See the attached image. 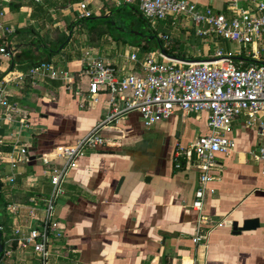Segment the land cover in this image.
Returning <instances> with one entry per match:
<instances>
[{
  "label": "crops",
  "instance_id": "crops-1",
  "mask_svg": "<svg viewBox=\"0 0 264 264\" xmlns=\"http://www.w3.org/2000/svg\"><path fill=\"white\" fill-rule=\"evenodd\" d=\"M81 1L87 2L92 16L103 13L102 18L106 16L103 19L110 24L117 8L130 6L140 13L137 4L123 5L118 0L97 1L96 11L90 8L92 0H0V23L10 31L0 37V48L6 37L7 45L15 47L12 58L0 52V76L6 73L10 78L4 86L8 102L15 108L11 114L15 122H7L8 112L0 108V140L6 142L11 134L18 135L28 152L27 161L11 167L7 154L12 141L0 144L1 234L3 249L12 251L7 264H40L32 246L18 247L13 236L16 229L27 233L37 228L39 221L30 216L31 210L43 219V200L50 196L52 186L46 174L48 166L39 158L57 147L74 145L109 114L108 95L103 93L97 103H88L81 93L86 89V81L78 76L84 54L101 58L124 74L139 69L126 63L133 52L141 60L150 53L161 54V48L172 51L170 30L177 37L186 33L204 39L188 22L166 19L158 20L162 23L159 31L147 29L138 36L150 43L157 35L164 48L145 52L138 45L112 39L109 48L86 51L82 46L85 35L80 34L86 30L80 31L75 23L80 20L77 5ZM191 1H196L199 10L210 8L227 17L232 5L250 8L249 0ZM71 23L75 24L70 28ZM66 29L73 51H68V46L48 55L39 38L55 30L64 34ZM217 39L222 40L212 37L206 41L215 43ZM181 52L180 56L177 51L166 53L186 61L211 59L216 53L208 57L205 48V59H189ZM156 60L163 62L160 56ZM40 63L73 73L75 85L68 89L58 80L27 77L28 68ZM20 76L25 77L19 80ZM18 120L25 122L24 127H19ZM243 124L244 118L239 117L226 134L235 143L233 151L216 155L219 167L207 185L202 211L206 222L200 225L199 213L191 208L199 171L179 155L197 137L209 134L208 114L175 111L167 120L145 127L138 113L132 112L106 124V144L86 150L55 202L54 219L62 236L51 240L49 264H264V176L250 156L258 133ZM255 218L259 220L256 229L233 234V222L241 226L244 220Z\"/></svg>",
  "mask_w": 264,
  "mask_h": 264
},
{
  "label": "built area",
  "instance_id": "built-area-1",
  "mask_svg": "<svg viewBox=\"0 0 264 264\" xmlns=\"http://www.w3.org/2000/svg\"><path fill=\"white\" fill-rule=\"evenodd\" d=\"M34 1L39 3L41 0ZM118 2L123 5L137 4L141 15L151 24L166 19L184 20L194 27L195 34L199 37L233 42L239 50L233 56H227L219 50L213 58L198 61L167 59L159 52L150 53L139 60L133 52L126 63L139 69L129 70L124 74L103 59L91 57L89 53L84 54L78 76L86 81V89H81V93H84L88 103H97L103 93L108 95L109 114L74 145L57 147L53 153L39 158L42 165L48 166L46 174L52 186L50 196L43 200L44 216L39 219L34 210H31L30 216L39 221L37 228L27 233L16 229L13 236L18 247L24 249L32 246L40 264L50 263L51 240L62 236V228L54 219V206L64 193L63 187L70 173L77 168L78 161L86 150L106 144L107 139L103 135L106 124L132 112L138 113L145 127L167 120L175 111L208 114L209 134L197 137L179 155L199 171L197 189L191 204V208L199 213V225L206 222L202 211L207 185L213 181L212 173L219 167L216 155H227L233 151L235 143L226 134L230 133L232 123L239 117L244 118L245 128L254 129L258 133L257 146L250 156L258 163L264 176V66L259 64L264 62V57H261L264 50V0H249L250 8L246 9L232 5L228 9L232 13L229 17L210 8L199 10L196 1L191 0ZM77 9L81 19L92 16L86 1L78 3ZM5 33L10 31L0 23V37ZM0 52L12 58L15 47L9 44L7 48L1 47ZM158 56L163 62L156 60ZM7 75L0 81V108L8 112L5 115L7 122H15L11 118L15 108L8 102L4 86L10 82ZM26 76L32 80H58L68 89L76 83L73 73L47 63L29 67ZM23 77L25 76H20L19 80ZM16 123L20 128L25 125L23 120ZM18 138V135L11 134L6 142L0 140L2 145L12 141V150L7 154L11 167L28 160L27 148L20 145ZM193 157L196 158L195 163H192ZM58 161L60 163H56ZM176 167L180 165L177 164ZM9 182L13 183L14 178L11 177ZM198 232L200 234L199 230ZM199 238L196 237L194 241ZM11 254L10 249H3L0 264H7L6 260Z\"/></svg>",
  "mask_w": 264,
  "mask_h": 264
},
{
  "label": "rangeland",
  "instance_id": "rangeland-1",
  "mask_svg": "<svg viewBox=\"0 0 264 264\" xmlns=\"http://www.w3.org/2000/svg\"><path fill=\"white\" fill-rule=\"evenodd\" d=\"M97 1L98 3H103V0H92L90 4V8L92 9V11H96L94 4H97ZM67 4H69V1L66 2V6ZM72 11L77 14L76 9H72ZM77 16L79 17V19H81L78 14ZM78 21L79 20H77V22ZM77 22L75 23L77 26H79L80 31L84 29L86 30V32L83 31L80 32L81 35H85L84 36L85 40L82 42V46L88 49L86 51H89L90 49H96V48L105 49L110 47V45L112 44L111 43L112 39L110 38V35L106 31L102 36H100L97 32L88 30L97 24V20L85 19L82 21V24L81 23L78 24ZM112 22H114L116 27L118 28L117 30L116 29L112 30L113 27L112 24H111L112 27H108V29L111 32V35L113 36V39L115 41L120 40L128 44H135V45L139 44L141 39L134 33L145 34L147 32V29L153 30L154 28H156L159 31V27L162 28V23L159 24L160 21H155L153 25L150 22L142 19L135 12V10L132 11L130 6H125L115 9L112 15ZM190 26L192 28V25ZM176 28L177 27H175V29ZM100 29L106 30L107 27L105 25H101ZM68 30L69 29H66L65 32L66 34L64 33L65 35H67ZM170 32H172L170 38L171 39L170 42L172 45L170 47L173 50L169 51L168 53L173 54L175 51H177L178 52L177 55L180 56L182 55L181 51L183 50L184 54H186L185 57L189 59H205V57H202V55H204L205 53V48L208 50L206 55L208 57L214 54L217 49H219L223 54L227 56H233L234 53H236L239 50L238 46L233 42L217 39L215 43H213L212 41L209 43L208 40L206 41V39H199V38H194L193 36H187L186 33L184 35L177 37L176 34L173 33L174 32L173 30H170ZM76 35H79V32ZM71 41L72 40L68 37L65 40V46L63 49H66L69 46L68 51H73L72 49L74 47ZM205 45H207V47H205ZM57 47L58 46H53L51 50H56ZM61 48L62 45L58 47L56 52ZM75 49H76L75 53H77L78 45L76 46ZM50 55L52 56V54ZM24 135L26 137L28 136V134H24ZM1 206H2V201H0V211H1Z\"/></svg>",
  "mask_w": 264,
  "mask_h": 264
},
{
  "label": "trees",
  "instance_id": "trees-1",
  "mask_svg": "<svg viewBox=\"0 0 264 264\" xmlns=\"http://www.w3.org/2000/svg\"><path fill=\"white\" fill-rule=\"evenodd\" d=\"M103 15L104 14L102 13V14L97 15V16H92V17H89V18H85V19H95V20H97V24L95 26H93L92 28L88 29V30L93 31V32H97L100 36H102L105 33V31H106L110 35V38L113 39V36L111 35L110 30L108 29V27H112V26H111L110 23H106V20L102 18ZM138 15L143 19L141 13H138ZM85 19L82 18L77 23L78 24L79 23L82 24V21L85 20ZM74 24L75 23H71L69 25V27L71 28V26H73ZM101 25H105L107 27V29L106 30L100 29V26ZM113 29H116V25L112 27V30ZM151 31L152 30H149V32H151ZM48 38H51V40H48ZM67 38H68L67 35L62 34L59 31L55 30V31L48 32L46 35H44V37H40L39 38V41L45 46L46 51L48 52L47 54L50 55V53H56V50L58 49V47L60 45H62V49H63L64 46H65V40ZM155 39H156V41H153V42H150V43H147L146 40L141 39L140 41H142L141 42L142 44L139 43L137 45L139 46V49H141V50H143L145 52L154 51L159 46L160 47H163L162 40L161 39H158L157 35H155ZM5 41H7V42L4 43L3 47L7 48L8 47V45H7L8 44L7 37H6V40ZM53 46H58V47H57L56 50H51ZM165 51L168 53V51L166 49H165ZM5 74L6 73L1 74L0 81L3 79V77L5 76ZM75 89L77 91V88H75ZM10 150L11 149H9L8 151H10ZM0 188H1V183H0ZM0 231H1V233L3 232V225H2V223H0ZM1 244L4 247V243H3L2 240H1ZM2 257H3V252L0 254V260L2 259Z\"/></svg>",
  "mask_w": 264,
  "mask_h": 264
},
{
  "label": "water",
  "instance_id": "water-1",
  "mask_svg": "<svg viewBox=\"0 0 264 264\" xmlns=\"http://www.w3.org/2000/svg\"><path fill=\"white\" fill-rule=\"evenodd\" d=\"M103 18H107L106 16H104ZM112 25H114V23H111ZM135 35L142 37V34L140 33H134ZM153 38V37H151ZM161 54L166 57L167 59H176L175 57L168 55L162 48L160 49ZM260 65L264 66V62H260ZM121 182V181H120ZM1 197V196H0ZM259 226V220L258 219H248V220H244L242 222V225L239 226L237 222H233L232 223V232L233 234H239L243 231H250V230H254ZM1 240H2V234L0 231V254L3 252V246L1 244Z\"/></svg>",
  "mask_w": 264,
  "mask_h": 264
}]
</instances>
